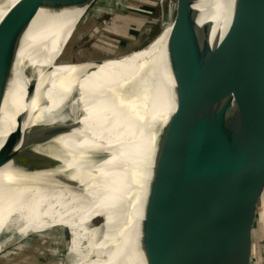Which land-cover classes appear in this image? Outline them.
I'll list each match as a JSON object with an SVG mask.
<instances>
[{"label": "water", "instance_id": "1", "mask_svg": "<svg viewBox=\"0 0 264 264\" xmlns=\"http://www.w3.org/2000/svg\"><path fill=\"white\" fill-rule=\"evenodd\" d=\"M96 1L29 0L13 5L0 20V83L11 77L12 61L40 11L53 16L78 10L77 27ZM175 1L174 17L166 27L164 62L173 87L167 92L163 66L151 67L145 83L122 99L125 111L134 117L137 109L138 116H145L149 99L157 104L154 113L167 117L162 127L143 117L142 135L152 143L137 138L143 164L137 171L139 181H132L135 200L121 228L118 251L123 253L118 263L138 264L136 248L145 264H255L246 230L253 226L264 191V0H231L229 21L216 35L212 21L201 22L205 16L196 15L192 4L198 0ZM94 60L102 63L104 58ZM84 63L57 60L47 70ZM171 104L175 109L168 113ZM80 115L63 123H40L25 132L28 111L17 115V127L0 147V166L12 160V149L20 144L75 129L91 137L93 131L84 127ZM126 118L131 128L141 126ZM1 121L0 111V129ZM114 127L110 124L109 130L120 132V124ZM128 227L136 233L135 245L126 242Z\"/></svg>", "mask_w": 264, "mask_h": 264}, {"label": "bare ground", "instance_id": "2", "mask_svg": "<svg viewBox=\"0 0 264 264\" xmlns=\"http://www.w3.org/2000/svg\"><path fill=\"white\" fill-rule=\"evenodd\" d=\"M27 1L0 0V20L17 2ZM230 1L198 0L191 4L197 16H205L201 22L212 21V35H216L226 26V20L229 21ZM79 16L78 10H66L53 16L40 11L34 18L26 33L27 42L12 61L11 77L0 83V147L17 127L16 116L25 111L28 117L23 122L24 132L40 123H63L79 113L84 127L93 132L88 137L79 134L81 129H75L12 149L16 150L12 160L0 166V229L14 223L12 218L18 210H23L17 214L22 221L18 231L24 235L62 224L84 229L90 220L103 215L104 221L97 227L85 253L81 252L80 239L76 236L78 239L71 247L72 253L77 255L74 262L120 264L123 253V249L118 251L120 231L129 216L128 205L135 200L132 181H139L137 171L143 164L137 152L141 144L137 138L149 142L148 145L152 143L151 139L146 142L142 135L143 117L145 122H156L157 127H162L167 117L154 113L157 104L151 99L145 116H138L140 110L137 109L134 117L129 110L125 111L127 103L122 99L145 83L152 68L163 66L167 92L173 87L171 72L164 65L169 29L150 46L128 55L104 59L102 63L90 60L79 66H56L52 71L47 70L51 66L43 68L51 51L64 43L65 35L76 25ZM89 66L94 70L87 69ZM174 109L175 105L171 104L167 111ZM10 114H13L11 119ZM128 116L138 124L140 121L141 126L131 128ZM110 124H115L114 128L120 124V132L109 130ZM93 138H104L106 142ZM74 188L91 196L89 205L79 203L82 194L76 193ZM129 229L132 233L127 231L126 242L129 239L135 245L136 233L134 228ZM246 231V238L251 242L250 230ZM136 252L135 248L137 263L145 264L142 254L136 255Z\"/></svg>", "mask_w": 264, "mask_h": 264}, {"label": "rangeland", "instance_id": "3", "mask_svg": "<svg viewBox=\"0 0 264 264\" xmlns=\"http://www.w3.org/2000/svg\"><path fill=\"white\" fill-rule=\"evenodd\" d=\"M175 2L97 0L77 27L75 25L65 35L67 38L64 43H59L51 51L43 68L53 65L57 60L87 62L128 55L141 49L167 29L175 14ZM115 14H126L127 20L131 21V16L134 20L126 25L124 20ZM121 29L128 30L117 32ZM75 190L76 193L82 194L79 203L89 205L91 196L83 190ZM19 213H23V210L14 214L13 224L0 229V264H75L77 255L71 250L75 239H80V250L85 253L88 243L96 235L97 227L104 221V216L99 215L90 220L84 229L76 230L71 225L62 224L24 235L18 231L22 224L18 219ZM249 230L255 264H264V191L258 200L256 218ZM123 231H120L119 238ZM247 240L249 241V238Z\"/></svg>", "mask_w": 264, "mask_h": 264}, {"label": "crops", "instance_id": "4", "mask_svg": "<svg viewBox=\"0 0 264 264\" xmlns=\"http://www.w3.org/2000/svg\"><path fill=\"white\" fill-rule=\"evenodd\" d=\"M115 15H118L119 17H121L123 20H124V22L123 23H125L126 25H129L134 19V17L132 18V16L130 17L132 20L130 21V20H127L128 18H127V16H126V14H115ZM119 28H121V27H119ZM125 30H128V29H125ZM125 30H123V29H121V30H117V32H119V33H123V32H125ZM113 31H115L114 29H113Z\"/></svg>", "mask_w": 264, "mask_h": 264}]
</instances>
